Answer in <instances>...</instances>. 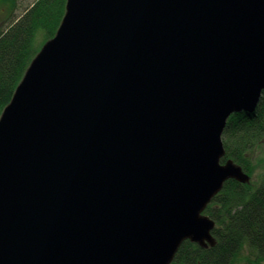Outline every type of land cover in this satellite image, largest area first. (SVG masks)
Here are the masks:
<instances>
[{"label": "water", "instance_id": "water-1", "mask_svg": "<svg viewBox=\"0 0 264 264\" xmlns=\"http://www.w3.org/2000/svg\"><path fill=\"white\" fill-rule=\"evenodd\" d=\"M264 91V0H66L0 115V264H171L213 247L221 136Z\"/></svg>", "mask_w": 264, "mask_h": 264}, {"label": "trees", "instance_id": "trees-1", "mask_svg": "<svg viewBox=\"0 0 264 264\" xmlns=\"http://www.w3.org/2000/svg\"><path fill=\"white\" fill-rule=\"evenodd\" d=\"M66 0H34L21 16L0 28V115L10 102L31 60L38 52L36 35L51 39L64 15ZM221 163L233 161L251 175V153L264 140V91L252 114L235 113L226 121ZM204 214L215 222V245L201 248L188 241L178 248L171 264H233L247 247L264 260V177L253 187L227 181Z\"/></svg>", "mask_w": 264, "mask_h": 264}, {"label": "rangeland", "instance_id": "rangeland-1", "mask_svg": "<svg viewBox=\"0 0 264 264\" xmlns=\"http://www.w3.org/2000/svg\"><path fill=\"white\" fill-rule=\"evenodd\" d=\"M33 2L34 0H0V28L5 25V22L10 18H17L21 16L24 9L29 7ZM43 39V35L39 33L35 37L34 41L38 46V52L46 43V41H43ZM250 157L252 170L251 175L248 176L250 178V184L255 187V185H257L264 177V140L252 151ZM202 215H205L204 212ZM207 248L211 247L208 246ZM233 264H264V260L258 262L254 254H252L247 247H244Z\"/></svg>", "mask_w": 264, "mask_h": 264}]
</instances>
